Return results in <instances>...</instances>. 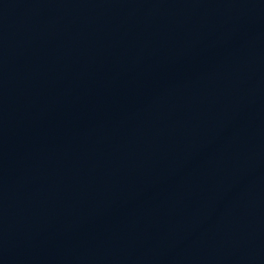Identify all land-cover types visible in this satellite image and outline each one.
I'll use <instances>...</instances> for the list:
<instances>
[{"label": "water", "instance_id": "95a60500", "mask_svg": "<svg viewBox=\"0 0 264 264\" xmlns=\"http://www.w3.org/2000/svg\"><path fill=\"white\" fill-rule=\"evenodd\" d=\"M0 264H264V0H0Z\"/></svg>", "mask_w": 264, "mask_h": 264}]
</instances>
